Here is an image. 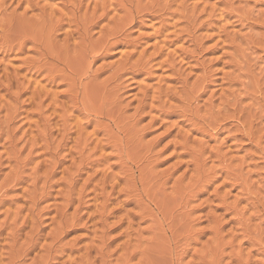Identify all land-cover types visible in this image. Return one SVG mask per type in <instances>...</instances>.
<instances>
[{"label": "rangeland", "instance_id": "rangeland-1", "mask_svg": "<svg viewBox=\"0 0 264 264\" xmlns=\"http://www.w3.org/2000/svg\"><path fill=\"white\" fill-rule=\"evenodd\" d=\"M0 264H264V0H0Z\"/></svg>", "mask_w": 264, "mask_h": 264}]
</instances>
